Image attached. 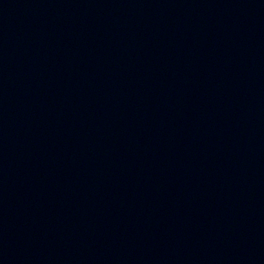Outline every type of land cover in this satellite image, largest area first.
Instances as JSON below:
<instances>
[{
	"label": "water",
	"instance_id": "water-1",
	"mask_svg": "<svg viewBox=\"0 0 264 264\" xmlns=\"http://www.w3.org/2000/svg\"><path fill=\"white\" fill-rule=\"evenodd\" d=\"M0 264H264V0H0Z\"/></svg>",
	"mask_w": 264,
	"mask_h": 264
}]
</instances>
